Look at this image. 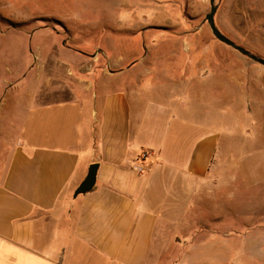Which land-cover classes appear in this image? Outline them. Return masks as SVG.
<instances>
[{"label": "rangeland", "instance_id": "obj_1", "mask_svg": "<svg viewBox=\"0 0 264 264\" xmlns=\"http://www.w3.org/2000/svg\"><path fill=\"white\" fill-rule=\"evenodd\" d=\"M217 4L220 30L264 57V0ZM210 7V0H0V85L10 79L17 86L37 84L44 69V84H61L68 99L64 87L78 77L99 83L102 71L113 68L111 56H123L126 65L146 53L163 56L145 62L157 70L150 79L156 87L166 74L188 71L186 134L218 136L214 173L199 185L203 195L162 206L148 264H264V65L215 37L204 22ZM144 70L139 66L135 74ZM19 73H28L21 83ZM149 95L162 110L157 116L155 106L149 108L155 114L149 127L160 130L172 121L171 144L179 127L174 108L166 104L165 110L161 94L149 92L142 110ZM151 129L146 138H159Z\"/></svg>", "mask_w": 264, "mask_h": 264}, {"label": "crops", "instance_id": "obj_2", "mask_svg": "<svg viewBox=\"0 0 264 264\" xmlns=\"http://www.w3.org/2000/svg\"><path fill=\"white\" fill-rule=\"evenodd\" d=\"M158 57L146 53L125 65L123 56H111L113 68L99 83L78 77L65 86L68 99L61 84H44V69L37 84L0 85V264H148L162 206L204 194L198 187L214 173L218 136L186 134L188 71L166 74L156 87L150 79L157 70L145 62ZM139 66L147 70L136 75ZM19 74L21 83L28 73ZM149 92L161 94L165 110L174 108L179 127L171 144L172 121L149 127V108L162 111L151 95L142 110ZM199 124L190 123L193 132ZM150 129L159 138H146ZM93 162L95 186L75 196Z\"/></svg>", "mask_w": 264, "mask_h": 264}, {"label": "water", "instance_id": "obj_3", "mask_svg": "<svg viewBox=\"0 0 264 264\" xmlns=\"http://www.w3.org/2000/svg\"><path fill=\"white\" fill-rule=\"evenodd\" d=\"M210 4H211L210 11L206 14V18L204 22H208L215 37L221 42L234 48L241 54L249 57L253 61L264 65L263 56L239 44L238 42H236L235 40H233L232 38H230L229 36H227L225 33H223L220 30V28L217 26L216 21H215V15L218 10L217 0H210ZM98 169H99L98 162L91 163L86 177L83 179V181L79 184V186L75 190V193H74L75 196H78L79 194H82V193H86L93 189V187L96 184Z\"/></svg>", "mask_w": 264, "mask_h": 264}]
</instances>
